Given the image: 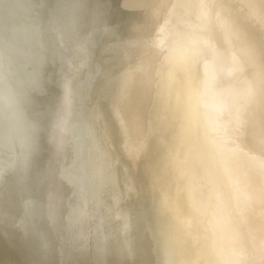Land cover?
Here are the masks:
<instances>
[{
	"label": "bare ground",
	"instance_id": "6f19581e",
	"mask_svg": "<svg viewBox=\"0 0 264 264\" xmlns=\"http://www.w3.org/2000/svg\"><path fill=\"white\" fill-rule=\"evenodd\" d=\"M105 1L0 0V223L15 226H2L0 264H118L131 253L132 264L134 254L212 264L224 249L230 264H264V213L243 258L232 230L244 207L258 215L257 200L233 186L230 207L220 194L215 203V163L208 150L196 160L201 126L183 116L188 76L208 51L193 13L215 20L216 62L264 91V0H176L148 36L141 22L116 33Z\"/></svg>",
	"mask_w": 264,
	"mask_h": 264
},
{
	"label": "water",
	"instance_id": "95a60500",
	"mask_svg": "<svg viewBox=\"0 0 264 264\" xmlns=\"http://www.w3.org/2000/svg\"><path fill=\"white\" fill-rule=\"evenodd\" d=\"M174 2H176V0H130L124 5L121 0H106L105 12L108 22H110L109 15L111 16V20L115 24L114 29L116 33L119 31V35L121 31L126 32L129 26H132V31H135L134 24L141 22L144 26L146 25L144 34L148 36L156 27V24L158 22L161 23L162 17L164 18L166 14L172 13L174 10L172 4ZM231 13L242 16L245 21H249L246 16L233 11V9ZM203 15L204 14L200 12L193 13L195 21L192 22L191 20V24L193 30L195 28V30L198 31V35L200 32L201 36H205V38H199L205 40V47H208V51L205 49L204 57L200 59L203 65L201 67L199 66L198 70H200V72L194 74V81L191 74L188 76L189 82H187V89L184 91L186 93L184 99L185 104L188 103V106L183 116L187 118L190 112L195 123L197 116L198 124L201 126L199 133L202 135V147L204 150L199 152L197 148H193L189 152L197 150L199 154L193 155L194 157L196 156L195 158L198 160L202 156L201 154L203 151L208 150L212 161L215 163V167L214 165L212 166V171L216 172L213 177H215V182L217 180L218 186L216 193L213 192L214 195L210 194L213 200V196H215V203H220L221 199L217 196V194H220L222 199L224 198L225 205L230 207L227 203L232 200L233 186L246 188L251 192L252 200H257L253 207L259 209L258 215H256L257 213L251 206H248L249 208L244 207L241 210V215L239 213L237 214L238 222H236V226H234V228L232 227L236 238L239 240V243H236L239 247H236V249L237 251L241 250V254H239L243 258L252 242L254 245L259 244L262 235V232L257 229L258 223H255L252 217H262L261 214L263 215L264 213V112L262 111V105L264 110V91L262 90V93L258 92L259 90L257 91L255 83H250V81H248L250 88L248 87V90L245 89L247 81L241 78V76H238L237 67L224 64L221 62L220 58H217L218 60L216 62L215 51L218 42L217 35L219 34H217L213 27V22H215V20H211V18L202 21ZM154 22H156L155 25ZM258 22H260V26L257 27L255 31L262 33L264 32V21ZM261 23H263V25ZM100 24L101 22L97 23V28ZM230 24L231 22L228 17L226 25L230 26L231 33L233 34L234 29ZM104 25L107 24L103 21L101 27ZM107 28L108 26H106L105 29ZM249 29L254 32V29ZM253 32L250 33L253 34ZM227 33L230 34V31H227ZM123 34L121 33V37ZM105 35L110 42V32L106 31ZM145 38L146 37L143 36L144 44L148 47L158 46L152 41V36L147 40ZM104 41L106 42V39ZM107 44L110 46L111 43L107 42ZM107 53L109 54V52ZM123 55L126 56L121 50L117 51L116 49V51L113 52V57L117 59H123ZM90 88L91 87H89L88 90ZM174 89L178 94L179 91L183 92L181 87H176ZM178 98L181 100V96ZM243 98L246 99V104L242 103L244 101ZM199 133H197L198 136L200 135ZM42 147L43 141L38 147V152L41 150V155L40 153L38 155L43 157L42 159L46 161L48 152L42 149ZM44 147H46L45 144ZM236 149L241 150L239 151L240 154L246 157L249 163L253 164L250 165L248 163L249 168H247V170L240 168L243 167L244 162L238 161L233 156V151H236ZM220 150L226 152V157L221 158L219 153ZM194 157L190 155L188 158L192 161L195 159ZM194 164L195 162H193L192 167ZM252 166L254 167L253 169L250 168ZM22 174L23 171H21V175ZM23 182L24 180L22 179V183L19 182V186H17L16 189H19L22 184L24 185ZM254 193H259V195L254 196ZM247 203H249V201ZM258 204H261V206ZM235 212L237 213V211ZM11 218L12 217H10L9 220H11ZM8 221L5 219L2 225L0 223V235H4L5 232L2 231L4 227L15 228V226ZM242 223H245V226H243ZM217 247H219V243H217ZM218 252L219 257L213 256V260H211L212 264H230L232 252L234 251L230 252L229 249H224ZM227 253L229 255L231 254L230 260L229 258L227 260L225 258V254ZM261 253H264V251ZM120 259L122 262L118 264H132V253L129 259L125 256ZM140 259V256L134 254L133 264H145L143 261H140Z\"/></svg>",
	"mask_w": 264,
	"mask_h": 264
},
{
	"label": "rangeland",
	"instance_id": "374dc122",
	"mask_svg": "<svg viewBox=\"0 0 264 264\" xmlns=\"http://www.w3.org/2000/svg\"><path fill=\"white\" fill-rule=\"evenodd\" d=\"M199 36V35H198Z\"/></svg>",
	"mask_w": 264,
	"mask_h": 264
}]
</instances>
